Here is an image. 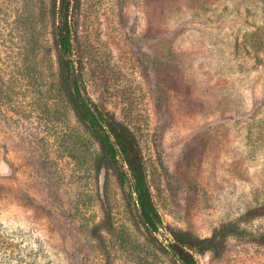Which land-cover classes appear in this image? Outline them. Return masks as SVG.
Listing matches in <instances>:
<instances>
[{"label":"rangeland","instance_id":"rangeland-1","mask_svg":"<svg viewBox=\"0 0 264 264\" xmlns=\"http://www.w3.org/2000/svg\"><path fill=\"white\" fill-rule=\"evenodd\" d=\"M61 0H0V264H264V0H70L85 95L142 156L156 234L70 101Z\"/></svg>","mask_w":264,"mask_h":264},{"label":"trees","instance_id":"trees-1","mask_svg":"<svg viewBox=\"0 0 264 264\" xmlns=\"http://www.w3.org/2000/svg\"><path fill=\"white\" fill-rule=\"evenodd\" d=\"M60 13L65 20L64 26L57 34L59 57L67 85H70L69 98L80 113L81 120L89 128L99 143L101 152L112 165L125 170L118 173L121 183H129L130 196L138 211V218L143 228L156 234L162 227V220L153 203L146 180L142 156L134 138L120 124L104 113L85 95V86L81 74L75 69L70 55L71 29L67 23L70 0H61ZM215 235L208 239H195L182 234H173L172 240L162 249L178 264H198L193 251L204 252L213 247Z\"/></svg>","mask_w":264,"mask_h":264}]
</instances>
